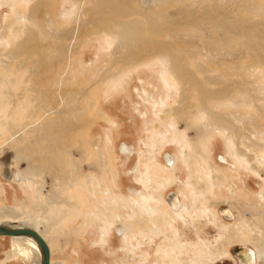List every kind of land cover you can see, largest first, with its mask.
<instances>
[{"label":"rangeland","instance_id":"1","mask_svg":"<svg viewBox=\"0 0 264 264\" xmlns=\"http://www.w3.org/2000/svg\"><path fill=\"white\" fill-rule=\"evenodd\" d=\"M29 1L38 5L34 17L28 0L18 3L21 16L13 12V0L0 5V157L14 154L20 179L0 174V221L10 220L5 209L33 223L50 245L53 264H164L171 243L179 264H196L194 258L198 264H235L231 249L242 244L264 264V61L258 58H264V0H152L149 7L115 0L135 10L125 16L97 0ZM207 11L237 23L239 33L209 22L188 24L186 14ZM247 28L256 51L246 43ZM166 46L205 89H221L224 96L202 100L189 87L167 101L174 89L162 75L172 85L177 75ZM37 59L40 77L32 75ZM199 64L209 70L198 72ZM209 76L219 84L206 82ZM179 93L187 99L178 104ZM161 101L178 112L162 119ZM225 119L236 133L222 125ZM165 154L174 157L173 166L166 167ZM208 156L224 179L214 181ZM172 192L183 214L203 211L196 224L181 228L166 201ZM145 198L159 200L170 229L164 223L157 233L147 220L138 231L136 219L147 211L134 216V209ZM223 207L252 227L245 232L236 218L221 214ZM215 210L217 225L209 221ZM127 224L130 233L116 232ZM10 245V237H0V264H31L16 255L1 263ZM201 249L203 256L195 253Z\"/></svg>","mask_w":264,"mask_h":264},{"label":"bare ground","instance_id":"2","mask_svg":"<svg viewBox=\"0 0 264 264\" xmlns=\"http://www.w3.org/2000/svg\"><path fill=\"white\" fill-rule=\"evenodd\" d=\"M4 1L8 2L10 0H0V5L1 4H4ZM22 1V0H13V4H12V10L14 13H16L17 15L19 14L21 16V13L20 12H17L16 9H17V6H18V3ZM41 1V0H40ZM39 1V2H40ZM36 2V1H35ZM97 4L101 5L102 7L105 6V7H109L111 10H112V13H115V14H118L120 16H125V15H128V14H131V13H135V10L132 11L133 8H130L131 11L127 10L126 8H124L122 5H119L118 2H115V0H97ZM28 3L29 5L31 6V11H32V16L34 17L35 16V11L37 10L38 8V5L37 4H33V3H30V1L28 0ZM140 3L145 6V7H149L150 5H152V0H140ZM141 5V6H142ZM1 7V6H0ZM139 13V11L137 12ZM185 16H187V22L189 25L191 26H201L204 22H209L211 23L212 25H214L215 27H218L219 29H223L224 31L225 30H228L230 31L232 34L235 33H239V29H238V24L237 23H233L231 22L230 20H223V18H220V17H215L212 13L210 12H205L204 15L202 16H191L190 14H186ZM149 24H150V27L153 29L154 27H156L157 25L154 24V21L151 20L150 18L147 19ZM206 24V23H205ZM140 25V24H139ZM211 25V26H212ZM142 26V24L140 25V27ZM131 26L128 25L127 26V29L130 31V28ZM133 28V27H132ZM240 28V27H239ZM244 37L248 40L246 43L249 44V46H251V49L253 50H257L256 49V45L254 44V42L250 39V32H249V29H244ZM134 34V33H133ZM239 35V34H238ZM31 41L32 42H37V40L34 39V36H31ZM167 47V50H168V53L165 54V57H167V60L170 62L171 64V67H172V71L176 73V78H174L175 80V84L172 85L168 79V77L163 74L162 77L164 78L168 88H172L174 90L172 91H169L168 93V100L167 101H172L171 104L173 103V94L177 91H179V89H182V90H186V91H189V87H195L198 92L200 93L201 95V99L203 100V97H206L207 95H210V96H213V97H219L221 98L222 96H224V92L221 90V89H216V90H208V89H205L204 85H203V81L197 76V74L195 73L194 70H191L187 67V65H185L184 63H182V58L179 57L178 55H175L172 50L170 49L169 46H166ZM165 49V47H163ZM38 52V51H37ZM258 52V51H257ZM170 53V54H169ZM10 56H13V54H10L9 53V57ZM16 56V55H15ZM14 57V56H13ZM132 58V56L130 57ZM135 59H139L140 57H134ZM260 60H263L264 61V58L261 54H259V57H258ZM128 61V59L126 60ZM210 61H215L214 58H211ZM35 62V69H33V76H36L38 74L39 76V73H40V68H41V62L39 61V59L37 60H34ZM184 62V60H183ZM43 66V65H42ZM205 70H209L208 68L206 69V67L204 66V64H199L198 66V72L200 73H203ZM164 71V70H163ZM189 72L192 76L191 77H188L185 73L186 72ZM207 72V71H206ZM164 73V72H163ZM40 77V76H39ZM42 77V76H41ZM43 78V77H42ZM206 82H208L209 84L211 85H216V84H219L215 78H211L210 76L205 78L204 79ZM178 86V88L176 86ZM34 86V85H33ZM36 86V85H35ZM181 93V92H180ZM179 93V95H180ZM187 99V95H183V93L180 95V100H178V104L182 101H185ZM201 100V103H203ZM167 101H161L160 105L162 106L161 110H162V114L160 115L162 119H165L166 115L170 114V113H176L178 112L177 109H175V107H169ZM154 106H156V104H154ZM186 109V108H185ZM184 110V109H182ZM205 110H208L210 111L209 109H205ZM181 111V110H179ZM208 113V112H207ZM174 115V114H173ZM220 120V118H218V121ZM220 122H222V120H220ZM233 124V123H232ZM230 123V121L228 119H225L223 121V126H231V133L232 132H235V124L232 125ZM228 129V128H226ZM170 131V130H169ZM178 132V131H177ZM236 133V132H235ZM177 134V133H176ZM178 135V134H177ZM239 135V134H238ZM172 136V135H171ZM176 136V135H175ZM175 138V137H174ZM43 139V138H42ZM167 139L169 140V138L167 137ZM181 140H182V137H181ZM157 141H158V138H157ZM179 141V140H178ZM184 144L186 143V141H183ZM187 145V144H186ZM27 146V145H26ZM27 148V147H25ZM23 148V149H25ZM29 148V147H28ZM30 150V149H28ZM25 152V150H24ZM201 151H199L200 153ZM23 153V150L20 152H18V154H22ZM237 153L240 154V151L237 150V152H235L234 154L237 155ZM13 156L14 154L12 153V156H11V162H12V159H13ZM15 157V156H14ZM165 157H166V167L168 166H173L174 165V161L175 159L172 158V165H169V163L171 162V157L169 156V154H165ZM210 161L208 162V169L210 170V172H213L212 174V178L215 179L216 178H223L226 176H224L223 174H220V173H217V171H220V167L218 165H216V162L213 160V158H211L210 156H208ZM240 159V158H239ZM198 161V160H196ZM10 162V167H11V175L10 177L9 176H6L4 174H2V164H1V157H0V174H1V177L4 179V180H12V179H16V180H20L19 179V174L17 172V170H15L12 166ZM52 162V161H51ZM101 163L103 164L104 162L101 161ZM171 164V163H170ZM198 164V163H197ZM200 165V164H199ZM203 166H205L203 164ZM202 167V166H201ZM207 169V168H206ZM207 169V170H208ZM198 170V169H197ZM202 170V169H201ZM110 171V170H109ZM99 173V172H98ZM102 173V172H101ZM103 175V174H102ZM98 176V175H97ZM105 176V175H104ZM107 176V175H106ZM105 176V177H106ZM200 176V175H199ZM202 176V175H201ZM170 177V176H169ZM231 177V175H230ZM201 178V177H200ZM212 179V180H213ZM227 179V178H226ZM228 180V179H227ZM231 182V180H228L227 182ZM193 183V182H192ZM216 183V182H215ZM217 184V183H216ZM233 184V183H232ZM149 186V185H148ZM193 189L194 187L191 186ZM235 187V186H234ZM238 188V187H237ZM229 189V188H228ZM195 190V189H194ZM232 190V188H231ZM235 191V190H234ZM233 191V192H234ZM263 195H262V199H263ZM168 203L170 204V208H173V209H176V210H173L175 211L176 213H178V217L180 219V221L183 223V226L181 224V228L183 229L184 225H190V223H197V220L198 218L202 215L203 211L201 212L200 210H197L196 211V214H191L192 212L189 211V213L186 214H183V211L182 212V209L183 208V203L182 201H180V198L178 196L177 193L175 192H172L170 193V195L166 198ZM161 200V199H160ZM54 201V200H53ZM55 202V201H54ZM135 203V202H134ZM234 207V206H233ZM223 208H221L220 212L222 215H225V217L229 218V219H233L234 218V214L232 213L233 211H231L229 208H227V211L224 212L222 211ZM141 210L143 212H146L147 211V214H145V217H143L141 220L139 219H136L139 227L137 228L138 231L141 232V230H143V226H146L147 225V220L150 221V223L152 224V228L157 232V233H161L162 232V228L161 226L166 223V225H168L167 223H169V221L167 222V215L163 213V210H162V205L159 204V200L157 201H151L150 199H147L145 198L143 202L141 203H137L135 205V209H134V216H136V214H138L137 212ZM185 210V209H184ZM181 211V212H180ZM188 211V210H186ZM169 212V211H168ZM170 213V212H169ZM216 210H215V213H213V219L215 221H212L211 219H209L210 222H213V225H217L215 224L216 221H220L221 217L217 214H216ZM2 214L4 217H7L5 219H10V220H4V221H0V224H8V225H12L13 227H19V228H34L36 229L44 238H45V235L42 234L38 229L37 227L31 223V222H26L24 220H16V216L12 213V212H8V210H2ZM175 214V213H174ZM172 215V214H171ZM177 215V214H176ZM186 217H185V216ZM220 218V219H219ZM236 218V216H235ZM178 219V218H177ZM178 219V221H179ZM12 220V221H11ZM229 221V220H228ZM237 221V226L238 227H241L243 230H246L245 232H247V229L248 227H252L251 226V222H249V220H246V218H241L240 216H238L236 218ZM180 222V223H181ZM244 222L246 223V226L244 227ZM179 223V224H180ZM191 223V224H192ZM202 223V222H201ZM199 223V224H201ZM230 224V222H228ZM251 223V224H250ZM178 224V222H177ZM198 224V225H199ZM130 226V225H129ZM128 224L126 225L125 228H123V233H122V228L120 226H116L115 227V230L118 234L122 235L124 233V229H126V233H130V228H129ZM170 226V224L168 225V227ZM173 226V224H172ZM164 227V226H162ZM179 227V226H178ZM173 228V227H172ZM186 228V227H185ZM227 227H224V229H226ZM260 228H262L261 225H259V230ZM170 229V227H169ZM174 230H172L171 232L175 233L176 232V229L173 228ZM178 229V228H177ZM181 229V230H182ZM204 229V228H203ZM264 229V228H262ZM227 230V229H226ZM103 231H105L106 233V229H103ZM250 231V230H249ZM166 232V231H165ZM184 231H182V234H183ZM203 232V231H202ZM244 234L245 232L242 231ZM241 232V233H242ZM263 232V231H262ZM173 233V234H174ZM180 233V232H179ZM243 234V235H244ZM143 236L146 235V233L142 234ZM176 235V234H175ZM178 236H180V234H177ZM246 235V234H245ZM248 235V234H247ZM10 237L11 241H12V245H10V249L8 251L5 252V259L6 260H9L13 257H16V256H19V257H23L25 259H32L31 260V264H41V250H40V247H39V244L38 242L33 238V237H30V236H9V235H0V237ZM147 236V235H146ZM168 238H170L169 236V231H167V235H166ZM177 239H179V237H176ZM183 239V237H182ZM181 239V240H182ZM230 239V238H229ZM46 240V239H45ZM170 240V239H169ZM181 240H177L178 244H180V241ZM217 240V239H216ZM47 241V240H46ZM183 241V240H182ZM218 241V240H217ZM171 242V240H170ZM169 242V243H170ZM185 242V241H184ZM206 242V241H205ZM48 243V242H47ZM182 243V242H181ZM49 244V243H48ZM175 245V243H173ZM171 243V245L169 244L167 246V261L166 263L164 264H179L178 263V260L176 261V258L174 257V252L178 249L176 248L174 245ZM184 244V243H183ZM204 245V244H203ZM178 246V245H176ZM186 246H189L191 249L194 247V245L190 242H187L186 241ZM50 247V245H49ZM182 247V246H181ZM246 247V246H245ZM203 249V248H202ZM201 251H197L195 252L197 255L198 253H200L202 255V252L204 250ZM219 249H221V251L223 250L222 247H219ZM50 251H51V248H50ZM179 252H183L182 250H179ZM234 252V251H233ZM227 253V252H226ZM226 253H224L223 255H220V256H224ZM16 255V256H15ZM196 256V255H195ZM203 256V255H202ZM248 256V259L251 260L253 262V264H257V256H256V252L254 249H252L250 247V251L249 253L247 254ZM258 257L260 258V254L258 253ZM196 260V264H198V260L197 258H194ZM201 259V258H200ZM219 260V258H216L214 259V261H217ZM259 260V259H258ZM243 261V259H242ZM201 262V261H200ZM206 263V262H205ZM50 264H53L52 263V251H51V260H50ZM191 264V263H190ZM201 264V263H200ZM208 264V263H207Z\"/></svg>","mask_w":264,"mask_h":264},{"label":"water","instance_id":"3","mask_svg":"<svg viewBox=\"0 0 264 264\" xmlns=\"http://www.w3.org/2000/svg\"><path fill=\"white\" fill-rule=\"evenodd\" d=\"M11 156L12 152H7L3 157H1L2 164V174L9 176L11 175ZM222 211L226 212L227 207H223ZM0 235H9V236H30L33 237L39 244L41 250V264H50L51 260V251L49 244L45 240V238L34 228H19L13 227L8 224H0ZM246 250V247L237 246L233 248L235 253H242Z\"/></svg>","mask_w":264,"mask_h":264},{"label":"flooded vegetation","instance_id":"4","mask_svg":"<svg viewBox=\"0 0 264 264\" xmlns=\"http://www.w3.org/2000/svg\"><path fill=\"white\" fill-rule=\"evenodd\" d=\"M170 157H171V164L169 163V165H172V158H174V157H172L171 155H169ZM166 201H167V199H166ZM181 201V200H180ZM168 202V201H167ZM170 206V205H169ZM171 207V206H170ZM230 208V207H229ZM171 209H173V208H171ZM231 209V208H230ZM173 210H176V209H173ZM232 210V209H231ZM235 214H234V218L233 219H235ZM230 220H232V219H230ZM240 246H243V247H245L246 246V250H244L242 253H235V252H233V248L231 249V252H232V255H233V257H234V260L236 261V263L235 264H253V262L251 261V260H249L248 259V256H247V254L249 253V251H250V247H249V245H245V244H242V245H240ZM235 247H237V246H235ZM256 256H257V260H258V254L256 253ZM242 259H243V261H242ZM11 260H13V258H11V259H9V260H6L5 259V257H4V259L2 260V262L1 263H5V262H8V261H11ZM16 264V263H15Z\"/></svg>","mask_w":264,"mask_h":264}]
</instances>
